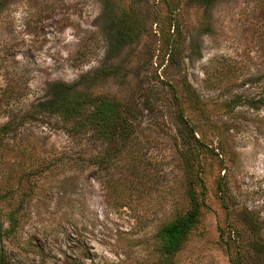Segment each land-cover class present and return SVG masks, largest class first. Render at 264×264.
I'll list each match as a JSON object with an SVG mask.
<instances>
[{"label": "rangeland", "instance_id": "374dc122", "mask_svg": "<svg viewBox=\"0 0 264 264\" xmlns=\"http://www.w3.org/2000/svg\"><path fill=\"white\" fill-rule=\"evenodd\" d=\"M79 94L124 101L126 143L65 120ZM201 182L165 261L264 264V0H0V264H159Z\"/></svg>", "mask_w": 264, "mask_h": 264}, {"label": "trees", "instance_id": "16d2710c", "mask_svg": "<svg viewBox=\"0 0 264 264\" xmlns=\"http://www.w3.org/2000/svg\"><path fill=\"white\" fill-rule=\"evenodd\" d=\"M196 3H202L208 5L215 0H195ZM86 94H79L78 98H71L62 101L59 110H64L62 113L65 120L71 121L72 127H78L75 129H83L84 134L87 135V132H90L93 137H98L101 140L113 139V135H122L126 138L130 134L132 125L129 124V107L125 106L124 101L120 99H109L106 97H96L95 99H87ZM90 103V108L88 111H84V108ZM82 119L78 121L77 126L74 124L76 119ZM180 119L185 123L189 130L192 132V128L189 120L184 118L182 113L180 114ZM69 123V122H68ZM87 128V131L86 128ZM80 132V130H79ZM72 136L77 134L76 132H71ZM79 134V133H78ZM194 137V136H193ZM139 144V142H138ZM134 148L133 145H130L128 148L125 146V151L130 152ZM187 148L190 152L194 150L195 153H198L196 145L188 144ZM101 157V156H100ZM132 166V165H131ZM136 168V166H132ZM128 167V173L133 174L134 169ZM131 183V182H129ZM116 183L110 181L107 183V187L110 189L114 188ZM201 188L199 191L195 189L192 184L189 185L187 196L189 198L188 208L164 223L159 227L154 236H155V245L154 250L157 252V261L159 264H169L165 260L168 258H173L178 254V252L183 248L185 242L187 241L191 230L194 228L196 223L200 219L201 209L205 206V203L200 195H203V184L200 183ZM129 184L125 183V187ZM232 264H245L238 254L234 258H230ZM172 264V263H170Z\"/></svg>", "mask_w": 264, "mask_h": 264}]
</instances>
